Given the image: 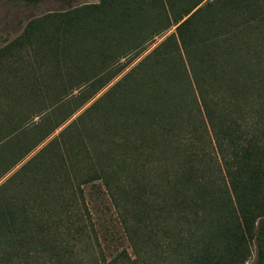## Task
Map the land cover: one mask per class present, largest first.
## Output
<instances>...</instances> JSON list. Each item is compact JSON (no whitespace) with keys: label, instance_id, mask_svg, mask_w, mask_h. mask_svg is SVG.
Listing matches in <instances>:
<instances>
[{"label":"trees","instance_id":"obj_1","mask_svg":"<svg viewBox=\"0 0 264 264\" xmlns=\"http://www.w3.org/2000/svg\"><path fill=\"white\" fill-rule=\"evenodd\" d=\"M167 1L173 22L151 33H175L92 107L104 109L78 136L81 158L53 153L0 185V264H89L78 253L96 236L82 191L81 209L68 203L73 181L100 183L131 250L93 264H248L254 252L251 264H264V0ZM140 8L99 0L48 13L4 56L62 58L95 40L105 50L83 74L96 80L112 41L158 22Z\"/></svg>","mask_w":264,"mask_h":264},{"label":"rangeland","instance_id":"obj_2","mask_svg":"<svg viewBox=\"0 0 264 264\" xmlns=\"http://www.w3.org/2000/svg\"><path fill=\"white\" fill-rule=\"evenodd\" d=\"M96 1L74 0V3L67 4L59 0H0V185L25 165L29 177L33 166L45 162L53 153L68 155V151L69 155L77 153L81 158L84 153L81 151V137L78 139V136L90 129V124L97 123V115L104 109L92 111V107L114 91L156 46L175 33L172 26L153 37L152 30H163L168 17L172 23V13L177 11L169 8L167 0H141L139 17L146 20L152 13L157 14L158 22L146 23L145 32L132 35L129 42H120L119 45L112 41V52L109 51L110 58L106 60L108 65L97 67L95 75L99 74V78L96 80L92 81L94 77L90 74H83V70L95 67L100 61L98 55L105 50L95 40L84 42L62 58L54 59L33 48L26 51L9 50L4 56L3 50L22 34L30 21L69 6L88 5ZM149 2H152L151 5ZM173 48L171 41L165 46L168 51ZM113 76L116 78L105 88L94 92L104 79ZM117 95L122 98V93ZM116 103L119 102L113 105ZM48 145L51 146L48 151L40 155ZM5 170L8 172L4 173ZM66 186V197L70 196L71 191L76 193L73 200H68L72 208H82V191L96 236L80 248L78 255L81 254L90 264L101 253L110 260L123 250L131 252L120 218L100 183L78 187L73 181V184ZM253 260L255 252L248 264Z\"/></svg>","mask_w":264,"mask_h":264},{"label":"crops","instance_id":"obj_3","mask_svg":"<svg viewBox=\"0 0 264 264\" xmlns=\"http://www.w3.org/2000/svg\"><path fill=\"white\" fill-rule=\"evenodd\" d=\"M59 1H64V2L67 3V4H68V3H69V4L74 3V0H59ZM98 2H99V0L96 1V2H94V3H98ZM67 8H73V7H70V6H69V7H67ZM67 8H66V9H67Z\"/></svg>","mask_w":264,"mask_h":264}]
</instances>
